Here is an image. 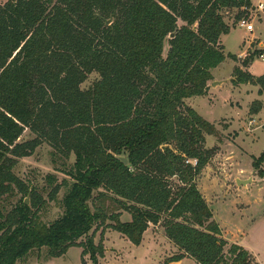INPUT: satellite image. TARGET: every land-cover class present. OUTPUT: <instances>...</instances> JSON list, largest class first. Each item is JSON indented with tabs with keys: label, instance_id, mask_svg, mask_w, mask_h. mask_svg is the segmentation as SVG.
<instances>
[{
	"label": "trees",
	"instance_id": "1",
	"mask_svg": "<svg viewBox=\"0 0 264 264\" xmlns=\"http://www.w3.org/2000/svg\"><path fill=\"white\" fill-rule=\"evenodd\" d=\"M227 10L239 11L233 26ZM252 10L250 0L0 3V264H17L42 249L61 258L73 247L97 263L104 246L90 236L96 227L140 246L163 217L166 236L179 250L164 264L186 257L197 264L253 263L240 245L226 252L228 242L197 187L214 156L206 136L217 129L186 104L207 95L212 70L227 58L238 61L224 53L221 37L249 20ZM256 56L261 53L241 64L248 67ZM92 73L100 80L82 90ZM234 77V85L259 86L264 95V75L237 67ZM263 106L254 102L251 113ZM26 131L35 137L22 142ZM43 144L55 158L75 156L61 183L48 176L52 201L66 188L63 214L50 224L40 220L45 202L38 191L14 173L19 160ZM263 161L264 155L253 163L261 177ZM17 194L22 198L9 209ZM107 202L131 221H121L120 212L109 215Z\"/></svg>",
	"mask_w": 264,
	"mask_h": 264
},
{
	"label": "rangeland",
	"instance_id": "2",
	"mask_svg": "<svg viewBox=\"0 0 264 264\" xmlns=\"http://www.w3.org/2000/svg\"><path fill=\"white\" fill-rule=\"evenodd\" d=\"M8 0H0L5 3ZM254 4L259 7L264 0H253ZM238 10H227L224 12L225 20L233 26ZM249 21L254 26L253 32H247L244 28H236L231 35L226 38V51L239 54L250 45V42L257 40L256 43L264 42V10L254 9L249 12ZM183 23L179 21V26ZM237 24L235 27H238ZM257 46V45H256ZM169 45H165L164 55L166 56ZM256 49L250 51L252 54ZM233 62L226 61L215 72L220 78L231 76L233 72ZM253 75H264V61L260 56H256L253 65L249 69ZM100 80L98 73H92L88 76L87 81L81 85L82 90H88ZM216 95L209 98L193 97L186 101V104L195 109L205 120L213 123L217 129L214 136H206V148L214 150V156L204 168L200 176L196 179V184L205 198L206 202L213 211L214 219L218 222L222 230L223 238L228 242L226 252L232 244L244 246L253 252L252 264H264V202L261 207L254 206L248 209L247 214H240L238 207L240 198L247 197L252 201L254 199L264 200V184L251 185L249 191L238 189L234 179L239 176L251 177L259 175V171L252 168L253 161L249 160L243 153L248 155L245 148L255 155L264 153V128L260 125L251 126V109L247 111V105L251 98H246L233 89L232 83L224 85L217 84L214 89ZM208 95V94H207ZM216 98V99H215ZM241 103L242 108L236 105L232 106L230 101ZM210 102L212 104H210ZM234 104V103H233ZM252 107V105H251ZM264 126V115L262 116ZM260 128V129H258ZM258 129V130H257ZM35 136L26 131L21 141L32 140ZM252 140L254 142H252ZM53 149L47 144L40 146L31 156L19 160L14 173L23 181L32 184L38 191V194L44 200L45 205L39 215L40 220L45 224H50L57 220L63 214L62 200L66 193V188H62L56 200L50 199V192L54 185L48 181V176H54L57 183H61L67 178L63 171L75 163V156L69 160L53 156ZM264 155V154H263ZM262 155V156H263ZM252 157V156H251ZM251 162V163H250ZM264 162V161H263ZM264 171V164L260 165ZM240 170V171H239ZM171 184L176 187V179H172ZM228 185L236 191L228 192ZM242 196V197H241ZM22 198V194H17L8 201V207L15 206ZM28 198L26 196L25 200ZM30 204L32 197H29ZM112 203H106L108 214L121 213V221H131V215ZM164 219L157 225L151 224L146 231L144 244L141 246L133 245L125 236L112 229L96 227L90 236L94 238L96 245L101 242L104 246V256L98 257V262L94 263L90 255H83V248L73 247L68 253L61 258H50L47 249L35 250L25 259L17 264H159L167 255L177 254L179 251L170 247L164 228ZM107 224H111L110 221ZM104 230V234H102ZM86 238L80 240L84 242ZM170 251V252H169ZM165 260L160 263L164 264ZM182 264H197L192 261H184Z\"/></svg>",
	"mask_w": 264,
	"mask_h": 264
},
{
	"label": "crops",
	"instance_id": "3",
	"mask_svg": "<svg viewBox=\"0 0 264 264\" xmlns=\"http://www.w3.org/2000/svg\"><path fill=\"white\" fill-rule=\"evenodd\" d=\"M251 1V3H252V5H253V7H254V9H256V11L257 10H259L258 9V6H256L255 4H254V2H253V0H250ZM250 22V21H249ZM251 24H252V22H250ZM253 25V24H252ZM236 28H242V27H240V26H238V27H235V28H232L231 29V31H230V33L228 34V35H223L222 37H221V43H222V45H223V47H224V53L226 54V55H233L232 53H230V52H227L226 51V48H227V46H226V44H225V40H226V38L227 37H229L230 35H231V33L233 32V30H235ZM247 32H253L254 31V26H253V30L252 31H248L246 28H244ZM256 39L255 40H253V41H251L250 42V45H249V47L247 48V50H245V51H243V52H241V53H239V54H234V56H236L237 58H238V61H235V60H232V59H230V58H227L220 66H218L216 69H214V70H212V75H213V81H211V82H209L208 83V92H207V94L208 95H206V97L207 98H209V97H211V96H213V95H216V91L215 90H213L214 89V87L215 86H213V84H214V82H221V86L222 85H224L225 83H228V82H231L232 83V86H233V89L234 90H236L238 93H239V95H242L243 94V96L244 97H246V98H251V100L252 101H249L248 102V105H247V111H248V114H249V111H250V109H251V105L254 103V102H256V101H259V102H261V103H263L264 104V95H261L260 93H259V90H260V87L259 86H254V85H252V84H239V85H234V83H233V80L235 79V77H234V71H235V69L238 67V68H240L241 70H243L244 72H249L251 75H253L251 72H250V68H251V66L253 65V62L248 66V67H244L242 64H241V62L244 60V59H246V58H248V57H251V55H253L255 52H257V51H259L260 53H261V55H263L264 54V42H259V43H256ZM257 45V46H256ZM253 47H254V49H256L252 54L250 53V51L253 49ZM228 60H231L233 63V72H232V74H231V76H229V77H225V78H227V79H222V78H220V77H218L217 75H215V72L214 71H216L217 69H219L226 61H228ZM254 77H260V76H256V75H253ZM216 99V98H215ZM188 100H190V99H188ZM187 100V101H188ZM231 103V105L232 106H237L238 108H242V106H241V103L240 102H238V100H235V102H233L232 100L230 101ZM234 103V104H233ZM210 104H212L211 102H210ZM264 115V106H263V108L261 109V111L260 112H258V113H256V114H252L251 115V120L249 121V124L251 125V126H254V125H260V128L261 129H263L264 128V126H263V119H262V116ZM260 128H258V129H260ZM257 129V130H258ZM252 142H254L253 140H252ZM245 150H246V152L248 153L249 152V154H251V155H248V154H246V153H243L247 158H249V160H251V162H252V160L253 159H259L260 157H262V155L264 154V153H259V154H257V155H255V154H253V153H250V151H248L246 148H245ZM252 156V157H251ZM250 162V163H251ZM254 162V161H253ZM261 164H264V162H262ZM252 168H254V166H252ZM262 170H263V168H262ZM240 171V170H239ZM238 180H240V181H246V184L245 185H238L237 184V181ZM234 182H235V184H236V187L238 188V189H244V190H247V191H249V188L251 187V185H254V184H257V185H262V184H264V177L263 178H260V177H258L257 175H254V176H251V177H245V176H239V177H236L235 179H234ZM227 191L228 192H235L236 190L234 189V188H232V186H230V185H228V188H227ZM242 197V196H241ZM240 204H238V207L239 208H241V210H239V212H240V214H243V215H245V214H247V210L248 209H250V208H252V207H254V206H258L259 208L261 207V204H263V202H264V200H262V199H254L253 201L250 199H248L247 197H242V198H240ZM144 235H146V234H144ZM145 237L146 236H144L143 237V241H142V243H141V245H143L144 244V241H145ZM169 240V239H168ZM170 241V240H169ZM169 243H171L170 244V247H173V250L175 249L176 251H179L178 250V248L170 241ZM140 245V246H141ZM244 247V246H243ZM245 248V247H244ZM246 249V248H245ZM246 250H248V249H246ZM251 254H253L254 256H255V254L253 253V252H251L250 250H248ZM170 252V251H169ZM170 254L171 255H167V258H169V257H171V256H173V255H175V254H172L171 252H170ZM255 258H256V256H255ZM162 260H165L164 258H162ZM161 260V261H162ZM187 260H189V261H192V262H196L194 259H192V258H190V257H186L185 259H183L182 261H180V262H175V263H172V264H182L184 261H187ZM160 261V262H161ZM159 262V264H161ZM164 263V262H163Z\"/></svg>",
	"mask_w": 264,
	"mask_h": 264
},
{
	"label": "built area",
	"instance_id": "4",
	"mask_svg": "<svg viewBox=\"0 0 264 264\" xmlns=\"http://www.w3.org/2000/svg\"><path fill=\"white\" fill-rule=\"evenodd\" d=\"M259 10H264V4H260L258 7ZM239 26L242 28H246L248 31H252L253 30V25L249 22V20H242L239 23ZM262 60L264 61V54L261 55Z\"/></svg>",
	"mask_w": 264,
	"mask_h": 264
},
{
	"label": "water",
	"instance_id": "5",
	"mask_svg": "<svg viewBox=\"0 0 264 264\" xmlns=\"http://www.w3.org/2000/svg\"><path fill=\"white\" fill-rule=\"evenodd\" d=\"M217 84H221V82H214L213 86H216ZM121 160L124 162V163H127V159L126 158H121ZM237 184L238 185H245L246 184V181H240L238 180L237 181ZM31 196V192L28 194V198L25 200V204L26 205H29L30 204V200H29V197Z\"/></svg>",
	"mask_w": 264,
	"mask_h": 264
}]
</instances>
